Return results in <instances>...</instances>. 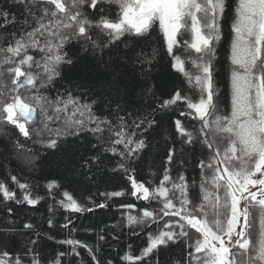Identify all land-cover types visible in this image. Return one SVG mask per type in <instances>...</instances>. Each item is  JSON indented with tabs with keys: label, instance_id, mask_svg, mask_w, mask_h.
I'll list each match as a JSON object with an SVG mask.
<instances>
[{
	"label": "snow or ice",
	"instance_id": "obj_1",
	"mask_svg": "<svg viewBox=\"0 0 264 264\" xmlns=\"http://www.w3.org/2000/svg\"><path fill=\"white\" fill-rule=\"evenodd\" d=\"M23 6L22 31L14 44L0 48L4 55L0 58V123L10 124L18 130V134L26 140L33 135L43 137L35 143L45 149H56L61 140L68 137H80L82 133H91L98 142L103 140L102 134L110 133L104 152H111L121 157L116 167L124 172L131 181V195L137 200L149 201L142 210V215L127 216L129 225H143L145 229L164 222L158 232L148 231V243L139 256L125 253L121 260L129 264H140L150 257L160 246L185 242V247L193 249L187 252L185 264H264V0H236L231 17L230 32V98L228 106L216 87L214 78V59L216 44L224 36L223 22L228 19V0H17ZM118 7L115 19H110L109 6ZM35 9V10H34ZM91 14H98V19H90ZM0 21L3 26L16 24L15 14L0 9ZM159 24L163 34L164 49L170 57V68L181 74L187 87L183 85L162 92L158 97L156 108L146 116L133 121L132 127L141 130V136L148 128L158 124L155 113H162L176 108L182 103L186 111L180 117L198 119L200 125L194 134L184 126L180 119L174 120L175 131L182 144L194 145L202 143L212 152L208 162L201 160V200L194 204L189 198L188 182L183 174L176 179L171 176V169L165 167L158 186L138 182L131 173L128 161L138 155L145 147V140L134 138L136 132L128 134L129 125L124 117H118L120 123L114 125L107 118H101L93 111L95 100L82 102L78 95L67 91L63 97L49 99L43 89L59 77L61 64H72L73 59L64 51L65 44L71 40L83 41L82 48L93 50L109 47L118 42L126 34L143 36L155 23ZM98 30L106 36V41L93 39L91 32ZM185 49L194 50L195 58H182L176 53L183 37ZM40 53L37 59L29 54ZM155 51V50H154ZM192 68H186L187 63ZM143 63V61H138ZM150 63V61H149ZM147 76L150 69H142ZM5 77H11L10 82ZM112 87L119 92V74L113 75ZM154 86L147 88L149 94L155 95ZM31 93L26 101L21 90ZM117 105V109H119ZM50 122H59L51 127ZM3 129L0 128V132ZM114 135V139L112 136ZM15 145L23 150L24 145L17 139ZM226 143L223 151L220 144ZM122 145L123 150L117 146ZM97 147L92 145V149ZM31 152V149H28ZM175 147H169L166 164L173 163ZM30 162L31 157H26ZM103 162L102 154H93L82 158L81 168L91 171L94 165ZM182 164L183 161L181 160ZM206 171L211 175H206ZM15 182L22 197L0 181V194L3 200H14L17 204L36 205L43 197L32 196L30 186L21 183L16 176ZM211 186V191L208 186ZM48 189H59L55 180L47 184ZM65 199L58 203L71 212L93 211L84 204L78 203L68 192L63 193ZM106 199L125 195L124 191L101 193ZM152 201L162 205L158 211L148 210ZM105 208L107 203L95 204ZM129 212L134 204L121 205ZM252 209H256V215ZM9 213L12 212L8 208ZM51 211V208H50ZM258 216V231L255 237L253 229ZM242 220V223H241ZM72 223L68 219L62 225L68 228ZM53 226V220H48ZM25 229L32 230V224H24ZM190 229H195L200 238L193 243ZM12 228H0V233L8 234ZM37 245L40 233H36ZM52 239V237H49ZM99 240L105 237L100 235ZM61 245L71 246V252H60L50 264H62L66 254L79 256L78 248H86L95 264H100L96 252L81 241L66 239L59 241ZM42 253L29 247L23 253L0 252V264H44ZM107 264H112L108 261ZM157 264L159 261L157 259ZM179 264V262H177Z\"/></svg>",
	"mask_w": 264,
	"mask_h": 264
},
{
	"label": "trees",
	"instance_id": "obj_2",
	"mask_svg": "<svg viewBox=\"0 0 264 264\" xmlns=\"http://www.w3.org/2000/svg\"><path fill=\"white\" fill-rule=\"evenodd\" d=\"M236 0H228V19L223 22L224 36L216 44V56L214 59V78L216 87L225 101L221 108L228 106L230 98V23L233 16V7ZM0 9L15 14L18 23L3 26L0 21V48H5L9 43L14 44L22 31L30 30L23 26L24 10L17 0H0ZM35 10V9H34ZM90 19H98V14H91ZM118 7L113 4L109 6V18L115 19ZM93 39L98 42L106 41L107 37L100 35L98 30L91 32ZM181 46L177 55L182 58H195L194 50L185 49L184 40H189L190 34L178 37ZM83 41L71 40L65 44L64 51L72 57V64H61L59 67L60 76L56 77L46 89L44 95L49 99H55L58 95L63 97L67 91L81 97L82 102L95 100L93 111L101 118H107L114 125L120 123L118 117H124L129 125L126 129L128 134L136 132L134 138L145 140L146 147L133 159L128 161L130 168L135 169L131 175L138 181L145 182L146 186L151 184L158 186L165 167L171 169V176L176 179L183 174L189 186V198L194 204L200 203L202 198L200 184L202 180L201 169L198 167L201 160L208 162L212 152L202 143L194 145L182 144L179 134L175 131L174 120L180 119L184 126L196 133L200 121L191 117H180L181 111H186V105L180 104L175 112L157 111L155 118L158 124L148 128L141 136V130L132 127L133 121L139 120L142 116L148 115L160 102L158 97L162 92L172 89L173 85L187 87L181 74L170 68V57L164 49L163 34L158 22L153 25L149 32L143 36L126 34L120 40L109 47L93 50L90 46L87 51L82 48ZM155 50V51H154ZM37 59L40 53L31 51ZM4 55L0 52V58ZM143 61V63H138ZM150 61V63H149ZM186 68L191 69L192 65L186 64ZM142 69H150V74L145 76ZM119 74V92L112 87L113 75ZM10 82L11 77H5ZM154 86L155 95L149 94L147 88ZM22 97L29 101L31 93L21 90ZM119 105V109H117ZM59 122H50L51 127H57ZM0 181H3L10 190L16 192L17 198H21L23 193L15 182L11 180L16 176L19 182L27 183L30 186L32 196L43 197L36 205L27 203L17 204L14 200H3L0 194V228H12L8 234L0 233V252L7 250L10 253H23L29 247L42 253L41 259L44 264H50L51 260L60 252L70 253L71 246L61 245L59 241L73 239L87 244L96 252L100 264H107L110 260L112 264H129L121 260L125 253L139 256L143 248L148 243V231L158 232L163 227L164 222L159 225H152L145 229L143 225H129L127 216L142 215V210L149 205V201L137 200L131 195L132 186L128 176L116 167V162L121 160L118 155L111 152H104L103 149L110 143V133L105 131L103 140L98 142L91 133H82L80 137H68L61 140L56 149H45L41 144L35 143L37 139L33 135L31 140H26L18 134V130L10 125L0 123ZM114 135L112 139H114ZM19 140L24 145V155H30L33 163L26 165L17 159L12 158L18 153L15 141ZM97 147L92 149V145ZM226 143L220 144L221 151L226 147ZM123 150L122 145L117 146ZM169 147H175L173 163L166 164V157ZM31 149V152L28 151ZM18 151V152H17ZM20 152V153H21ZM102 154L103 162L94 165L91 171L81 168L82 158L93 154ZM12 155V156H11ZM183 161L181 164L180 161ZM206 175L211 172L206 171ZM55 180L60 185L59 189H48L49 181ZM211 191V186L209 185ZM124 191L125 195L106 199L101 193ZM68 192L78 203L84 204L93 211L71 212L60 206V200L65 199L63 193ZM107 203L105 208L95 207V204ZM134 204L135 207L129 210L121 205ZM152 207L148 210L156 209L162 205L159 201H152ZM8 208L12 212L7 211ZM51 208V211H50ZM256 215L257 210L252 209ZM53 220V226L48 225V220ZM71 219L72 223L68 228L61 227ZM24 224H32L34 229L29 230L23 227ZM190 237L187 242L193 243L196 238H200L196 230L190 229ZM258 231V216L253 229L255 237ZM40 233L37 245H32V240H37L36 233ZM103 235L104 240L98 237ZM52 237V239H49ZM79 256L66 254L62 257V264H95L86 248H78ZM193 249L186 248L185 242L160 246L154 253L140 264H185L187 252ZM29 257H25V264H29Z\"/></svg>",
	"mask_w": 264,
	"mask_h": 264
},
{
	"label": "rangeland",
	"instance_id": "obj_3",
	"mask_svg": "<svg viewBox=\"0 0 264 264\" xmlns=\"http://www.w3.org/2000/svg\"><path fill=\"white\" fill-rule=\"evenodd\" d=\"M18 151V153H15V154H13V156H12V158H14V159H17L18 161H20V162H22V163H24V164H26V165H28V164H32L33 163V159L34 158H32V160H31V162L28 160V159H26V157H32V156H30V155H24L23 154V152H21L20 150H19V148L17 149ZM21 152V153H20ZM0 153H4V155L5 156H7V153L3 150V149H0ZM138 181V180H137ZM138 182H141V181H138ZM146 186V185H145ZM241 223H242V220H241Z\"/></svg>",
	"mask_w": 264,
	"mask_h": 264
}]
</instances>
